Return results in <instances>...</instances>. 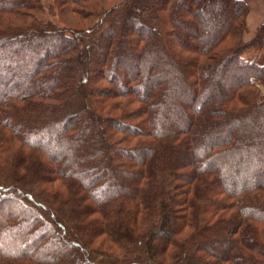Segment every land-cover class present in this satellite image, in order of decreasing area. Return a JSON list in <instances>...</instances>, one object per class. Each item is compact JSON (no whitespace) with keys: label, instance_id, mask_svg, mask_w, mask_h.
<instances>
[{"label":"trees","instance_id":"16d2710c","mask_svg":"<svg viewBox=\"0 0 264 264\" xmlns=\"http://www.w3.org/2000/svg\"><path fill=\"white\" fill-rule=\"evenodd\" d=\"M249 12L0 0V264H264Z\"/></svg>","mask_w":264,"mask_h":264},{"label":"rangeland","instance_id":"374dc122","mask_svg":"<svg viewBox=\"0 0 264 264\" xmlns=\"http://www.w3.org/2000/svg\"><path fill=\"white\" fill-rule=\"evenodd\" d=\"M249 5V16H248V34L247 37L252 35L253 30L261 21V15L264 12L263 0H244ZM71 21V17H68ZM256 58L258 62H264V48L262 50L250 49L244 54V58Z\"/></svg>","mask_w":264,"mask_h":264},{"label":"built area","instance_id":"2783aa9c","mask_svg":"<svg viewBox=\"0 0 264 264\" xmlns=\"http://www.w3.org/2000/svg\"><path fill=\"white\" fill-rule=\"evenodd\" d=\"M263 2H264V0H263Z\"/></svg>","mask_w":264,"mask_h":264}]
</instances>
